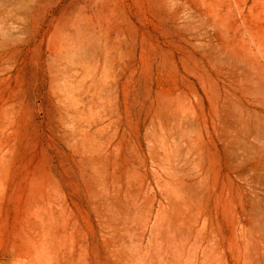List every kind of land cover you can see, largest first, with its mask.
<instances>
[{
    "label": "rangeland",
    "instance_id": "374dc122",
    "mask_svg": "<svg viewBox=\"0 0 264 264\" xmlns=\"http://www.w3.org/2000/svg\"><path fill=\"white\" fill-rule=\"evenodd\" d=\"M0 264H264V0H0Z\"/></svg>",
    "mask_w": 264,
    "mask_h": 264
}]
</instances>
